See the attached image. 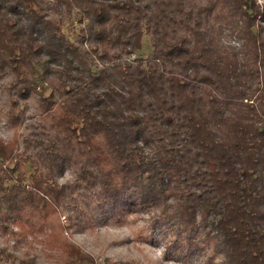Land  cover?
Instances as JSON below:
<instances>
[{
    "label": "trees",
    "instance_id": "1",
    "mask_svg": "<svg viewBox=\"0 0 264 264\" xmlns=\"http://www.w3.org/2000/svg\"><path fill=\"white\" fill-rule=\"evenodd\" d=\"M51 1L0 0V70L11 71L18 97L40 88L50 119L38 160L23 161L34 190L15 164L0 201L59 204L74 188L53 173L74 162L76 186L97 191L112 214L160 207L167 233L189 232L195 245L204 236L223 264H264V8L256 0H222L220 12L218 0L188 10V0ZM64 7L58 20L44 14ZM73 8L87 20L81 42L91 49L63 30ZM226 30L244 42L240 50L221 45ZM12 103L7 120L16 124ZM18 146V137L0 140V161H12Z\"/></svg>",
    "mask_w": 264,
    "mask_h": 264
},
{
    "label": "rangeland",
    "instance_id": "2",
    "mask_svg": "<svg viewBox=\"0 0 264 264\" xmlns=\"http://www.w3.org/2000/svg\"><path fill=\"white\" fill-rule=\"evenodd\" d=\"M210 1L214 0H188L187 10L197 9L195 6H204ZM218 1L216 12H220L222 7V0ZM256 1L264 8V0ZM43 2L53 5L51 0ZM44 14L58 20L67 13L64 7L62 14L60 10L53 12L48 9ZM81 16V12L73 8L72 14L64 18L63 30L84 50L91 49L88 43L81 42L84 37L80 29L87 22L83 18L80 23ZM219 41L224 47L232 46L239 50L244 44L230 30H226ZM151 52L150 37L146 36L138 56L147 58ZM123 57L127 58L126 55ZM12 82L11 71L0 70V140L8 142L19 138L15 158L0 161V197L15 182L11 179L10 170L15 164H19L23 175L22 185L27 191L34 190L30 163L25 165L24 162L30 158L38 160L36 140L46 138V129L50 126V119L43 114L41 89L37 88V92L28 98H21ZM16 100L15 111L20 113L21 121L12 124L7 119L13 108L12 101ZM42 169L47 172L44 166ZM77 169L74 162H65L53 173V181L59 186L70 183L74 188L67 190L59 204H41L37 209L29 203H22L18 208L0 201V264H91L80 262L76 258L77 253L90 258L93 264H223L222 256L216 255L213 245L204 236L199 235L195 245L189 241L192 236L189 232L184 231L176 237L167 233L168 228L157 223L160 207L124 209V214H112V205H101L97 201V191H88L91 189L89 185L85 188V184L76 186L79 183L75 178Z\"/></svg>",
    "mask_w": 264,
    "mask_h": 264
}]
</instances>
